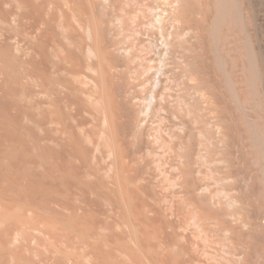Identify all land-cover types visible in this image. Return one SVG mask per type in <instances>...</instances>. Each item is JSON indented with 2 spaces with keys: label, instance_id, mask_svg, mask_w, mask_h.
<instances>
[{
  "label": "bare ground",
  "instance_id": "6f19581e",
  "mask_svg": "<svg viewBox=\"0 0 264 264\" xmlns=\"http://www.w3.org/2000/svg\"><path fill=\"white\" fill-rule=\"evenodd\" d=\"M17 5L16 64L66 202L98 185L122 194L136 174L129 151L150 156L156 142L178 165L192 223L214 228L226 263L264 264V0H135L128 11L126 0ZM143 51L157 54L156 66Z\"/></svg>",
  "mask_w": 264,
  "mask_h": 264
},
{
  "label": "rangeland",
  "instance_id": "374dc122",
  "mask_svg": "<svg viewBox=\"0 0 264 264\" xmlns=\"http://www.w3.org/2000/svg\"><path fill=\"white\" fill-rule=\"evenodd\" d=\"M126 2L128 5L125 10L128 11L135 4V0ZM17 3L18 0H0V264H166V259H170L168 261L172 264H227L224 260L227 257L225 250L222 252L220 238L214 228L209 225L204 232H199L192 223L191 209L189 205L182 203L184 197L176 185L180 171L175 166L178 168V165L173 155L159 143L151 142L150 156L143 151L132 153L133 150L127 148L130 150L129 155L127 153L130 161L127 162L132 165V173L134 169L136 174L132 176L134 180L130 181L132 186L129 187L128 182L127 187H123L122 194L116 188L113 191L110 184V188L108 185H98L89 189L88 194L85 193V200L79 202L75 199L76 203L72 204L66 202L67 190L59 182L54 184L50 176L47 164L49 155L44 151L47 149L45 134L43 130L40 129L42 133L36 128L34 111L29 100L30 81L27 76L20 77L23 74H20V67L16 64ZM124 34L130 35V32L125 30ZM144 44L146 38L137 37L136 48L144 49ZM141 55L149 60L151 66H156L157 54L143 51ZM152 72L150 70L145 73L140 80L151 77ZM19 77L28 80H25L28 85L24 84L26 86L24 88L23 85V90L20 87L25 82H19ZM139 89H143V86L140 85ZM18 90L24 91V96L22 93L21 97ZM38 133L42 136L39 144ZM101 187H106V191ZM105 192H110L116 198L111 194L106 195ZM180 193L181 199L178 197ZM95 194L97 196H92ZM110 195L114 199H109ZM119 205L122 206L121 210ZM94 209H98L97 213ZM136 210L139 213L136 214ZM75 211L79 212L77 216ZM100 214L103 216L100 217ZM179 236H184L183 240ZM165 238L166 242L173 238L172 242H178L181 246L173 243L172 248V245L167 247ZM172 242L170 240L169 243ZM177 247L180 248L179 254ZM166 249H169V253Z\"/></svg>",
  "mask_w": 264,
  "mask_h": 264
}]
</instances>
